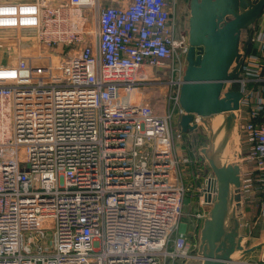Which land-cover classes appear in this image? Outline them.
Returning a JSON list of instances; mask_svg holds the SVG:
<instances>
[{"label":"built area","instance_id":"1","mask_svg":"<svg viewBox=\"0 0 264 264\" xmlns=\"http://www.w3.org/2000/svg\"><path fill=\"white\" fill-rule=\"evenodd\" d=\"M177 8L178 0H0V30L35 29L39 45L0 64V264L196 257L199 235L189 240L182 226L185 168L209 169L202 145L191 143L193 157L180 145L190 43ZM250 39L255 53L243 52L223 91L264 88V66L246 67L250 55L264 62V18ZM262 96L246 120L241 113L240 131L241 167L247 158L264 174ZM189 125L200 128V115ZM197 190L203 201L204 182ZM202 201L196 220L207 216ZM254 252L234 263L264 264V245Z\"/></svg>","mask_w":264,"mask_h":264},{"label":"water","instance_id":"2","mask_svg":"<svg viewBox=\"0 0 264 264\" xmlns=\"http://www.w3.org/2000/svg\"><path fill=\"white\" fill-rule=\"evenodd\" d=\"M238 2L190 0V47L180 94L181 106L187 113L182 116L181 125L184 131L196 128L189 121L192 114L200 115L207 142L199 152L209 171L204 179L202 203L207 216L201 222L197 255L183 264H235V260L264 245V239L252 242L250 234L241 231L243 93L236 89L223 91L224 84L237 78L242 70L240 31L261 15L264 0L248 1L247 10L241 14L232 5L237 7ZM227 15L232 17L226 20ZM231 30L235 43L231 50H225L222 46ZM235 60L238 67L230 73Z\"/></svg>","mask_w":264,"mask_h":264},{"label":"rangeland","instance_id":"3","mask_svg":"<svg viewBox=\"0 0 264 264\" xmlns=\"http://www.w3.org/2000/svg\"><path fill=\"white\" fill-rule=\"evenodd\" d=\"M189 1L185 4L184 3L179 4L176 12V24L178 31L188 36H189V17H190ZM104 2L106 4H109L110 0H104ZM247 7L238 9L237 11L238 14H241L242 12L247 10ZM231 17L232 15L226 16L227 20H229ZM246 32H248V28H242L240 31V40L238 41L239 48L243 43L242 40L243 35L245 36ZM38 50H39V45L36 40L35 29L22 28V29L0 30V64L13 62L19 54L21 55L34 54L38 52ZM242 54L243 53H240L241 59L243 58ZM66 56L71 57L69 53H67ZM246 59H247L246 62H248L246 64L247 71L254 70L258 65V63L264 66L263 61L260 62L257 59L251 57V55L248 56V58ZM250 59L251 62H249ZM236 67H238L237 60H235L232 66L230 67V73H235ZM247 91L248 93H250L249 97L247 96L242 97V100H244V108H243L244 120H246V117L252 107L257 108L260 98L263 97L262 95L264 93V88L261 85H257L255 83L254 84L249 83L247 86ZM181 118L177 117L176 121L178 123L177 124L178 127L182 128ZM200 134H204L205 136H207L206 131L202 126L197 129H192V130L187 129L186 131H184L182 141H180L181 148L186 149V141L189 140L190 143L192 142L194 143V148L198 150L199 148L198 146L200 145L199 142L201 138ZM242 140L243 142L245 141L244 138H242ZM243 144L244 145L242 148V154H246L248 147L245 145V143ZM230 148H232V145ZM190 175H191V171L186 167L185 177L186 178L188 177L187 179H189ZM242 177L244 179V188L242 193L243 215L241 217V231L243 234H248L250 231H252L253 238L250 241L258 242L264 239V174L260 172H256L253 163L246 158L242 163ZM187 179L185 182L189 186L190 182ZM188 191L186 193H188ZM201 201L202 199L199 201L200 205H201ZM195 206L196 204H194L193 202L192 204H190V206L189 205L184 206L185 209L182 217V222H183L182 226L184 229L185 227L187 228L186 230L189 240H192V237L194 235H196L197 237V235H199L200 233V226L202 219L199 218L196 220L197 217L193 215V213L195 212L197 213L198 211V210H193L195 209ZM259 251H260V247L256 249V252L254 253L257 255Z\"/></svg>","mask_w":264,"mask_h":264},{"label":"trees","instance_id":"4","mask_svg":"<svg viewBox=\"0 0 264 264\" xmlns=\"http://www.w3.org/2000/svg\"><path fill=\"white\" fill-rule=\"evenodd\" d=\"M180 1L185 4L189 0H180ZM252 50H254V49H252ZM233 89L237 90L238 86H234ZM202 132H203V130H202ZM200 137L201 138H200L199 144L200 145H204L207 142V136H205L204 134H200ZM186 147H189L190 150L188 149V152L192 153L191 152L192 145H191L189 140L186 141ZM189 169L191 171V177H190V180H189L190 185H189V191L185 195L184 206H188V205L190 206V204H192V202H193L194 204H196L195 209H193V210H199V209H201V205H200V202H199L200 201V192L197 190V187H199V186H201L203 184L204 179H205L206 176L204 174H202V176L197 177V173L200 172V171L197 169L195 164H190ZM194 201H196V202H194Z\"/></svg>","mask_w":264,"mask_h":264},{"label":"crops","instance_id":"5","mask_svg":"<svg viewBox=\"0 0 264 264\" xmlns=\"http://www.w3.org/2000/svg\"><path fill=\"white\" fill-rule=\"evenodd\" d=\"M245 1H247V2H245ZM248 1H253V0H239L237 7H236L235 4H232V5H233V7L235 9L236 8H239L240 9L242 6L247 7L248 6ZM181 3L182 2L180 0H178V5L181 4ZM189 5H190V1H189ZM263 18H264L263 17V14L261 13V15H259V17L254 18L253 20H251L248 23V25H246V27H244V28H248V32H246L247 35H246V33H245V36L243 35V39H242L243 40V43H242L241 47L239 48V53H243L246 50L247 51H251L252 49H254L253 51L255 53V49H256V47H258V45H256V42H252L251 39H250V37L256 35L257 32L260 30L261 24H262V21H263ZM225 19L227 20L226 16H225ZM245 96L249 97V94H246ZM243 108H244V100L241 101V113H242V116H244V114H243ZM186 148H187V150L188 149L190 150L189 147H186ZM191 152L192 153L189 152V154L191 156H193L195 154L194 151H193V149L191 150ZM202 173H204V171L203 170H200V172L197 173L198 174V177L199 176H202Z\"/></svg>","mask_w":264,"mask_h":264},{"label":"bare ground","instance_id":"6","mask_svg":"<svg viewBox=\"0 0 264 264\" xmlns=\"http://www.w3.org/2000/svg\"><path fill=\"white\" fill-rule=\"evenodd\" d=\"M233 30L230 31V33L227 35L226 39L224 40L222 48L225 49V50H231L233 48V46H234L235 37H234V35H232L233 34Z\"/></svg>","mask_w":264,"mask_h":264}]
</instances>
